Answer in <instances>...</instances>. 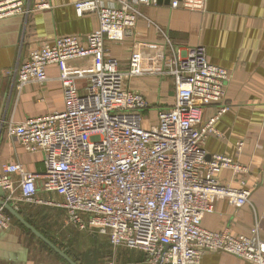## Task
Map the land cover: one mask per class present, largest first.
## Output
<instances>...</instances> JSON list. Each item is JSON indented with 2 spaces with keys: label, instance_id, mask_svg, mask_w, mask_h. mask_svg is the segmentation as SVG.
<instances>
[{
  "label": "built area",
  "instance_id": "1",
  "mask_svg": "<svg viewBox=\"0 0 264 264\" xmlns=\"http://www.w3.org/2000/svg\"><path fill=\"white\" fill-rule=\"evenodd\" d=\"M115 1L117 5L76 1L79 15L93 11L99 17V27L87 41L59 36L32 49L16 68L20 93L30 83H45L49 65H61L65 108L19 122L0 121V130L5 128L15 143L44 157L40 172L17 161L2 165L5 201L44 202L38 196L41 181L42 189L63 197L62 202H45L65 208L70 223L98 230L114 247L144 251L148 264H202L206 253L218 250L264 264V242L258 236L210 231L202 224L219 198L237 205L249 201V190L217 178L223 169L243 173L247 167L227 155L209 156L205 148L209 136L220 134L216 122L228 105L208 120L203 109L225 99L229 71L211 63L204 46L176 45L158 26L168 44L161 73L173 78L175 103L158 111L157 124L146 126L144 112L150 103L127 86L128 79L142 74L140 55L134 53L122 69L107 54L105 41H123L147 17L142 6L157 0ZM172 6L203 11L206 0H175ZM49 7V0L34 5L0 0V18L28 17ZM85 58L94 63L87 74L65 69L68 61ZM81 78L87 79L82 90L77 85ZM11 223L12 215L0 204V229Z\"/></svg>",
  "mask_w": 264,
  "mask_h": 264
},
{
  "label": "crops",
  "instance_id": "2",
  "mask_svg": "<svg viewBox=\"0 0 264 264\" xmlns=\"http://www.w3.org/2000/svg\"><path fill=\"white\" fill-rule=\"evenodd\" d=\"M27 1L34 5L44 0ZM49 1L51 7L36 10L28 17L18 14L0 18V121L14 118L19 122L62 111L65 95L60 79L64 71L61 65H49V79L45 83H30L20 93L16 68L28 58L32 49L46 42L64 35H75L86 42L89 34L99 27L96 12L88 11L84 15L76 12L78 0ZM100 1L117 5L115 0ZM173 1L157 0L143 5L147 17L140 18L123 41L107 39V54L117 58L122 69L129 66L134 53L140 55L142 74L128 79L127 86L146 97L150 107L145 113L151 111L156 118L160 109L174 105L176 92L173 78L161 73L168 44L159 27L176 45L204 46L208 60L229 71L225 99L203 109V118L208 120L223 104L228 105V110L216 122L220 134L209 136L205 148L209 156L227 155L247 167L243 173L223 169L217 178L222 184L249 190V201L237 205L227 198H219L214 211L205 214L202 224L210 231L258 236L264 242V0H206L203 11L173 7ZM93 66L91 58L74 59L65 64V69L74 74H87ZM86 83V78L77 80L80 90ZM241 142L242 149H239ZM43 158L41 152L30 153L22 144L15 143L5 128L0 130V175L2 165L13 161L22 163L28 170L43 171ZM18 178L15 175V179ZM38 186V196L44 202L19 201L13 206L41 233H50L52 227L53 232L65 231L62 235L73 240L76 250L87 256L88 264H95V260L103 264L111 255L116 264H148L146 253L140 249L114 247L107 235L94 229H89L88 233L75 230L68 221L65 208L45 202H62L63 197L42 189L41 181ZM6 196V192L2 195L0 190V200H6ZM9 213L12 215L11 226L0 229V264H71ZM86 238L96 240V245L101 244L99 257H95L94 249L83 245ZM54 243L77 264L83 263L79 256ZM202 264L255 263L218 250L206 253Z\"/></svg>",
  "mask_w": 264,
  "mask_h": 264
},
{
  "label": "rangeland",
  "instance_id": "3",
  "mask_svg": "<svg viewBox=\"0 0 264 264\" xmlns=\"http://www.w3.org/2000/svg\"><path fill=\"white\" fill-rule=\"evenodd\" d=\"M144 117H145V120H146V122H145L146 126L149 125V124H157L158 123V119L155 117V114L152 113L151 111H147L146 113L144 112ZM67 223H68V221H67ZM71 224H72L71 226L74 227L75 230H77V231L78 230H80V231L83 230V232H87L88 233L89 229H81L78 225L73 224V223H71ZM51 229L53 230V227ZM51 229H50V233L45 234L48 238H50L52 241L58 243L60 246H64L68 252H71L75 256L76 255L79 256V260L82 259L81 261H83L82 264H88L89 263L87 256H85L84 253L76 250L77 246L74 244L73 240L71 238L68 239V238H66V236L62 235V233H65V231L64 232H58V231L57 232H53V231H51ZM94 231L99 233V231L96 230V229H94ZM101 235H103V234H101ZM95 242H96V240L94 241V239H87L86 238L84 240L83 245L88 246L91 249H94L93 251L96 253L95 257H99V254L102 253V247H101V244H97L96 245ZM112 256L113 255H111V258H106L103 261V264H108V262L113 259ZM95 264H99V261L95 260Z\"/></svg>",
  "mask_w": 264,
  "mask_h": 264
},
{
  "label": "water",
  "instance_id": "4",
  "mask_svg": "<svg viewBox=\"0 0 264 264\" xmlns=\"http://www.w3.org/2000/svg\"><path fill=\"white\" fill-rule=\"evenodd\" d=\"M2 195H5V191L0 187ZM0 204L4 205L8 211H10L15 217H17L20 221H22L26 226H28L34 233L42 239L46 244H48L54 251L59 253L64 259L69 261L71 264H77L68 253L62 250L59 246H57L52 240L46 237L43 233H41L37 228L31 225L24 217L20 214V212L9 202L5 200H0Z\"/></svg>",
  "mask_w": 264,
  "mask_h": 264
},
{
  "label": "trees",
  "instance_id": "5",
  "mask_svg": "<svg viewBox=\"0 0 264 264\" xmlns=\"http://www.w3.org/2000/svg\"><path fill=\"white\" fill-rule=\"evenodd\" d=\"M7 211H8V209H7ZM9 212V211H8ZM48 245V244H47ZM49 246V245H48ZM50 247V246H49ZM51 248V247H50ZM52 249V248H51ZM53 250V249H52Z\"/></svg>",
  "mask_w": 264,
  "mask_h": 264
}]
</instances>
